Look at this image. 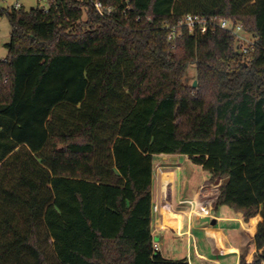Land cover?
Returning a JSON list of instances; mask_svg holds the SVG:
<instances>
[{
  "label": "trees",
  "instance_id": "16d2710c",
  "mask_svg": "<svg viewBox=\"0 0 264 264\" xmlns=\"http://www.w3.org/2000/svg\"><path fill=\"white\" fill-rule=\"evenodd\" d=\"M188 15L240 23L257 48L246 62L221 30L170 41L166 22ZM4 17L0 264H50L49 240L60 264H189L154 249L161 155L221 182L216 208L258 224L264 264V0H59Z\"/></svg>",
  "mask_w": 264,
  "mask_h": 264
},
{
  "label": "crops",
  "instance_id": "0c3cea01",
  "mask_svg": "<svg viewBox=\"0 0 264 264\" xmlns=\"http://www.w3.org/2000/svg\"><path fill=\"white\" fill-rule=\"evenodd\" d=\"M157 157L171 158L176 164V167L160 166L156 178L154 173L152 235L154 243L159 245V252L163 258L171 260L169 258L175 256L176 260H187L189 264H241L242 260L251 264L262 252L255 244L258 224L247 223L242 212L229 207L216 208L219 187H216L214 194L208 196L204 189L209 181L200 184L198 179L194 180L193 177L198 178L197 172L185 173L180 180V189L183 191L188 186L190 197L187 200H193L200 209H209L210 215H190L184 210L180 211L182 198H179L175 186H178L177 174L182 168L180 164L177 165V160L181 156L161 155ZM183 157L189 159L186 156ZM160 169L174 175V184L171 189L174 192L173 204L176 211L184 214L181 228L176 224L167 225L170 214L179 213H170L174 208L173 205L164 203L166 186L162 189Z\"/></svg>",
  "mask_w": 264,
  "mask_h": 264
},
{
  "label": "rangeland",
  "instance_id": "374dc122",
  "mask_svg": "<svg viewBox=\"0 0 264 264\" xmlns=\"http://www.w3.org/2000/svg\"><path fill=\"white\" fill-rule=\"evenodd\" d=\"M20 1L22 3V5L24 6V10L25 11H31V10H36L37 9V2L36 0H0V9H11L14 4ZM10 33H11V28L9 25L8 20L4 17V18H0V62L4 61L7 57H8V49L6 48V44H8L10 42ZM196 75V67L195 66H191L188 71H187V75H186V84L187 85H192V83H194V78ZM164 157H155L154 160V173H155V178L158 174V169L159 167H164V166H168V167H176V164H174V162L171 160V158L168 159H163ZM177 165L179 166V164L181 165V171H178L177 174V179L179 180L178 182V186L176 185V192L179 194V198H182V203L180 204L181 207H179L180 211H186L187 213L189 211H191V205L189 203H185L187 201H193V200H187L190 196H189V190H188V186L185 187V189L182 191V189H180V180L182 179V177H184L185 173L189 172H197L198 178L195 176L193 177L194 180L198 179L200 184H203L206 181H209V183H206V186L204 191H207V195L211 196V194H214L216 192V187L221 185V182H216V183H210V179H211V175L209 173H207L206 171H203V169L199 166H195L191 163V161L189 159H185V157L181 156L178 158L177 160ZM170 175V176H169ZM159 176L162 182V189L165 188V186H169L170 188L172 187V185L174 184V175L171 172H165L164 170L160 169L159 172ZM192 179V180H193ZM174 197V192L171 189V198H172V202H173V197ZM185 199V200H184ZM174 203V202H173ZM173 209L170 211V213H179V214H175V215H171L170 214V219L167 221V225L168 226H174L176 224V226H178L179 228H181L182 225V221L184 218V214L182 212L176 211V208L173 204ZM158 209V208H156ZM42 237H44L42 235ZM53 241L49 240L47 242H43V247L47 253L48 259L50 264H60L57 256L54 253V249H53ZM171 260H176L177 258L175 256H171V258H169Z\"/></svg>",
  "mask_w": 264,
  "mask_h": 264
},
{
  "label": "built area",
  "instance_id": "2783aa9c",
  "mask_svg": "<svg viewBox=\"0 0 264 264\" xmlns=\"http://www.w3.org/2000/svg\"><path fill=\"white\" fill-rule=\"evenodd\" d=\"M58 1L59 0H36L38 5L37 10L48 13L52 6L56 5ZM94 7L98 14L103 17L110 15L112 12L111 8L105 7L99 1L94 3ZM11 9L15 11H25L24 6L20 1H17ZM164 29L168 31V39L172 42H175L178 38H181L185 32L195 36H202L207 33H215L217 30L225 31L235 37L238 48L244 56L246 62L249 60L248 55L257 48V37L246 32L242 24H235L225 18L216 20L198 15H188L180 19L175 24L166 22ZM185 203H189L191 205L192 209L188 212L190 215H210L209 209H200L194 201H187ZM154 249L155 251H159V245L157 243H154Z\"/></svg>",
  "mask_w": 264,
  "mask_h": 264
},
{
  "label": "bare ground",
  "instance_id": "6f19581e",
  "mask_svg": "<svg viewBox=\"0 0 264 264\" xmlns=\"http://www.w3.org/2000/svg\"><path fill=\"white\" fill-rule=\"evenodd\" d=\"M163 200H164V203L166 205H173L172 198H171V188H170V185L169 186L166 185Z\"/></svg>",
  "mask_w": 264,
  "mask_h": 264
},
{
  "label": "water",
  "instance_id": "95a60500",
  "mask_svg": "<svg viewBox=\"0 0 264 264\" xmlns=\"http://www.w3.org/2000/svg\"><path fill=\"white\" fill-rule=\"evenodd\" d=\"M197 86V82L196 81H194V83H193V87H196ZM229 181V179H226L225 180V182L227 183Z\"/></svg>",
  "mask_w": 264,
  "mask_h": 264
}]
</instances>
